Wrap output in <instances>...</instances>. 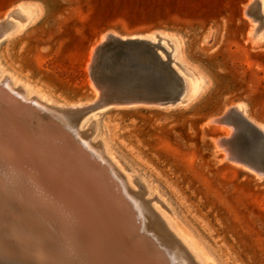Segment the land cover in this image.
<instances>
[{
	"label": "rangeland",
	"instance_id": "374dc122",
	"mask_svg": "<svg viewBox=\"0 0 264 264\" xmlns=\"http://www.w3.org/2000/svg\"><path fill=\"white\" fill-rule=\"evenodd\" d=\"M248 1L0 0V19L18 4L35 10L31 23L0 38V80L9 73L16 88H30L27 98L40 93L51 106L95 97L86 64L106 33L176 38L183 59L205 77L192 101L104 106L83 129L115 154L137 198L183 235L199 264H264V176L226 158L217 140L230 127L211 121L242 102L264 124V41L248 35L258 14L256 5L244 12ZM233 134L237 151L264 150L249 130Z\"/></svg>",
	"mask_w": 264,
	"mask_h": 264
},
{
	"label": "bare ground",
	"instance_id": "6f19581e",
	"mask_svg": "<svg viewBox=\"0 0 264 264\" xmlns=\"http://www.w3.org/2000/svg\"><path fill=\"white\" fill-rule=\"evenodd\" d=\"M255 5L258 14L250 19L248 35L259 43L264 41V0H249L244 12L248 14ZM34 17L33 7H13L0 19V38L22 30ZM107 34L146 38L154 43L162 60L167 58L180 78L182 93L175 105L163 107L186 105L204 88L205 77L183 59L172 35L162 31L138 35L108 32L97 45L105 42ZM97 45L87 60L89 70L94 69ZM117 55L109 52L96 63L97 84L92 82L98 93L85 107L58 102L51 106L44 103L51 99L40 93L29 99L30 88L26 84L16 88L18 81L9 73L0 80L1 262L199 264L183 235L172 231L146 199L137 198L130 186L132 180L118 170L115 154L108 152L105 143L93 142L83 129L95 121L96 109L110 105V91L126 93L132 83L123 73L130 70L124 69ZM130 105L136 104L116 106ZM232 106L264 134V124L246 114L244 103ZM211 121L216 122L215 117ZM227 125L229 130L221 126L226 140L238 130ZM223 149L226 158L238 161Z\"/></svg>",
	"mask_w": 264,
	"mask_h": 264
},
{
	"label": "water",
	"instance_id": "95a60500",
	"mask_svg": "<svg viewBox=\"0 0 264 264\" xmlns=\"http://www.w3.org/2000/svg\"><path fill=\"white\" fill-rule=\"evenodd\" d=\"M106 40L103 44L97 45L94 49L96 62L90 70V76L96 80V63H99L109 52H115L119 62L124 69H129L130 72H123L127 78H130L131 85L126 93L119 94L115 91H110V105L122 104H145L149 106L163 107L166 105H175L182 93V84L178 75L167 64L166 60H162L155 48L154 43L146 38L138 36L120 38L111 34L106 35ZM104 97L100 91L99 99ZM82 104L77 107H85ZM67 107V106H66ZM217 123L231 124L236 129L239 126L252 132L264 146V134L262 131L247 118L239 114L233 106L224 110V112L215 117ZM237 140L235 134H232L228 140L220 138L217 144L229 151V157L238 160L237 162L244 164L247 167L259 170L264 174V150L255 151L256 153H247L237 151L232 147L231 142ZM253 154V155H252Z\"/></svg>",
	"mask_w": 264,
	"mask_h": 264
}]
</instances>
